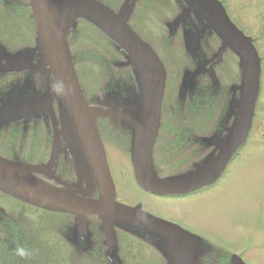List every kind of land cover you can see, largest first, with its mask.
Returning a JSON list of instances; mask_svg holds the SVG:
<instances>
[{
    "label": "water",
    "instance_id": "water-1",
    "mask_svg": "<svg viewBox=\"0 0 264 264\" xmlns=\"http://www.w3.org/2000/svg\"><path fill=\"white\" fill-rule=\"evenodd\" d=\"M137 0H124L117 11H113L98 0H27L34 23L35 45L9 53L0 44V74L27 71L38 75L41 85L51 82L54 89L47 96L37 97L33 88L26 90L25 84L15 86L6 94H0V116H36L55 101L60 112L67 118L65 130L73 143L80 144L86 154L80 156L85 165V176L89 190L99 189L100 199L82 198V188L58 186L56 179L47 173L46 164H30L13 161L0 156V191L30 205L55 211L69 212L79 220L85 215L96 216L105 227L119 225L141 228L157 240V248L167 264L194 263L201 249L198 239L184 230L149 215L140 207H129L116 201L115 187L106 173V159L102 144L94 133V122L98 117L119 119L132 129L130 156L137 184L153 193H186L208 185L219 175L233 148L245 140L251 126L254 105L259 92V61L246 37L229 20L218 0H175L178 14L166 23L170 35L182 27L184 46L191 56L198 57L200 42L205 35H215L220 47L215 55L216 63L230 50L239 58L240 83L231 86L233 98L229 115H233V126L225 142L227 158L207 162L185 175L159 178L154 170L152 152L159 126L160 107L163 99L166 71L148 43L143 41L128 25ZM78 20H85L104 34L125 59L122 65L129 66L138 86V93L113 99V104L122 111L99 108L89 109L74 71V62L68 45V35L76 28ZM192 21L193 31L188 27ZM198 62L194 69L183 72L180 94L196 87L197 78L208 73L215 82L213 65ZM23 88V89H22ZM94 104H106L91 100ZM78 128L79 132L74 133ZM72 132V133H71ZM57 136V135H56ZM70 142V141H68ZM231 151V152H230ZM52 157L49 164L53 162ZM50 180V181H49ZM109 234V235H108ZM110 253L116 255V239L112 232H105ZM199 242V243H198ZM199 245H198V244ZM232 264H243L236 256Z\"/></svg>",
    "mask_w": 264,
    "mask_h": 264
},
{
    "label": "flooded vegetation",
    "instance_id": "flooded-vegetation-1",
    "mask_svg": "<svg viewBox=\"0 0 264 264\" xmlns=\"http://www.w3.org/2000/svg\"><path fill=\"white\" fill-rule=\"evenodd\" d=\"M25 1L26 0H0V18L2 16V5L5 3L8 4V9L4 8V12L10 11L9 13L11 14V16L9 15L4 18L5 22L3 26H5L6 29H11L10 32L12 31L14 34V37H11L12 41L7 40L4 42L5 48L7 50L9 49L12 53L13 50L15 51V49H13L14 46L15 48L18 46L19 49L28 48L34 44L33 21L30 10L25 5ZM260 2L262 3L258 4L257 0H251L249 8H252V10L250 11L248 8L250 12L249 22H245L246 20L239 15L233 14L235 17L233 18L231 16V11L227 10L234 24L243 31L245 35L250 37L258 53L261 65V88H263L264 0ZM146 7H148V5ZM9 18L13 21L12 25L6 22ZM0 25H2L1 22ZM28 25L30 29H25L27 32L25 42L19 44L17 41L18 39H20V42L23 41V34L21 35L20 32L23 30V26L28 27ZM1 30L0 27V39L3 37ZM13 38L15 40H13ZM69 42H71V39H69ZM71 44L69 47L75 58L76 54ZM202 44L201 49L204 51V61L208 60L209 64L215 63L216 60L212 57L218 47L214 48V45L218 44L217 39L214 37L211 42L208 40L207 44ZM107 61L109 62V60ZM222 61L214 65L216 74ZM117 66L119 65L117 64ZM75 70L79 78L77 63H75ZM116 72L113 74L118 75L120 71L116 70ZM24 75L23 73L0 74V90H5L10 84L19 80L23 81L24 78L22 79V77H24ZM27 75H30V73H27ZM30 77L32 79L35 78L33 84L35 90L39 92L41 90V85L38 77L35 75H31ZM202 80L205 82V85L210 84L207 75H204ZM176 86L177 81L175 82V78L167 79L165 91L166 93L171 92V98L176 95ZM220 87L221 89L215 91L216 93L214 94L216 98L218 96L219 104H187L185 103L188 100V96L186 95L187 97L182 104H177L174 100V104L161 106L159 129L153 150V162L158 176L167 177L182 175L194 168L196 169L205 161L220 158L221 153L226 150L225 142L230 133L228 129L233 125V122L225 119L224 110L227 93L225 85L221 83ZM42 92L44 93V91ZM177 100L176 98V101ZM102 108L110 109L112 106L106 105V107L103 106ZM52 117L55 119L51 120ZM255 118L245 143L239 146V148H233V152L224 171L214 183L181 194L157 195L144 191L148 197L153 198L152 201L155 200L153 202L150 201L149 204L144 203L142 200L129 202L121 198L120 188L123 181H120L117 172L119 169L115 167L113 163L114 147H116V142L113 137V128L115 126L116 129H118L117 126L120 127L121 133L118 132V134L123 135L122 138L119 137L123 152L125 151V147L122 145L127 143L130 130L126 128L121 121L99 119L95 128L103 143L107 165L116 186V199L130 206L139 204L144 211L177 224L185 230L206 239L208 234L205 228L191 225L178 218H174L158 210L153 203L166 202L165 204H167L169 201L189 202L195 197H206L212 190L216 189L223 182L224 177L232 170V165L239 158L242 150L250 142L256 124ZM54 121L56 122L57 130H59L58 154L54 165L47 170V173L69 184L79 180L81 186V184H85L84 181H82L84 178H81L79 175L83 167L81 163L76 160H78L83 153L76 144L67 145L65 143V136L68 134L63 128L65 121L61 115H59L57 106H55L54 103L52 104L51 114L49 112L42 113L37 117L33 115L18 117L17 114L0 116V155L15 160H29L34 162L48 161L53 152ZM107 126H110L112 129H107ZM121 151V149H118V152ZM121 157L129 161V156L127 158L125 153H121ZM75 161L77 162V167ZM119 164L122 165V162L119 161ZM77 175L80 178H78ZM82 192L86 197L93 200H97L100 197V192L98 190L91 192L86 186L82 188ZM0 196H3L6 203L0 200V237L3 236L4 241L2 243L3 248H0V250L3 251L0 253V264H127L128 257L125 253L126 249L124 244L128 246L129 236H134L129 231V228L119 225L105 227L99 218L89 215L85 217V220L79 221L68 213L47 212L33 208L1 192ZM11 201H14V203L18 202L22 206H17V204H14V206ZM11 205L21 209L30 219V222L34 220V212H38L39 215H41L40 212H42L44 217L38 215V218H41L39 221L41 223L40 227L36 228L31 226L28 228L29 220L19 215L17 209L11 208ZM23 207L32 215L25 211ZM54 216H58V222L53 221L52 217ZM106 231L109 233L112 232V235L115 236L117 246L116 255L110 253L111 249L107 244ZM53 232L56 235H53ZM140 240L142 242H148L144 240V238ZM145 244L149 245V247L151 246L149 243ZM20 248H23L27 252V255L21 257L17 252ZM152 253L158 258L157 263L153 262L152 264H165V260L157 250L153 249ZM134 257L137 258L136 262H138V264H149L143 259V255H134ZM195 259V264H229L228 255L221 254L209 246L202 247Z\"/></svg>",
    "mask_w": 264,
    "mask_h": 264
},
{
    "label": "rangeland",
    "instance_id": "rangeland-1",
    "mask_svg": "<svg viewBox=\"0 0 264 264\" xmlns=\"http://www.w3.org/2000/svg\"><path fill=\"white\" fill-rule=\"evenodd\" d=\"M220 1L231 11V16L233 18H235L233 15L235 14L245 19V22L250 21L249 10L251 11L252 8H249V5L251 4V0ZM260 1L262 0H257L258 4L262 3ZM156 2L157 0H148V2L145 0L144 6L147 4L148 7L139 8L144 14H142L143 19H141V17L138 18L140 21L144 22L145 26V28H139V30L142 32L145 39L151 43L153 48L164 57V61L170 66L169 74L171 73L174 76L175 82L177 81L178 84L183 71L187 68L192 69L195 66V58H191L189 51L187 52L182 44L178 45L176 42H173L174 40L170 41L169 44L164 42L165 37L167 36L165 22L171 20L175 16L177 13L176 11L179 9V5L174 2V0H162L163 4H161V6L159 5L157 12H155L153 10V4ZM4 10L5 9L2 8V16L0 18L2 24L0 25L2 29L1 32L6 41H12L11 37H14L13 32H10L11 29H6L5 26H3L5 22L4 18L9 15L11 16V14L9 13L10 11L4 12ZM138 18L135 17V19ZM6 22H8L9 25H12L13 23L10 18L7 19ZM194 24L195 26L198 25L192 21L188 23V27L192 31ZM25 29H30L29 25L28 27L23 26V30L20 32L21 35L23 34V41L20 42V39H18L17 41L19 44L25 42L27 34ZM213 39L214 37L212 35H207L203 39L204 44H207L208 40L211 42ZM13 40L15 39L13 38ZM71 43L73 51L78 56L77 67L81 75V80L83 81L82 84L85 88L87 98L94 99L95 97H104L105 100H108V103H111L112 99H120L118 98L119 95L114 96L116 93L111 90V88L114 87V84L111 83L112 75H106L110 72L114 73L116 70L120 71L117 79H120L121 87L127 84L125 89L122 88L123 91L127 92V89L132 87V83L134 82L133 73L127 68L117 66L119 60L121 61L122 59L119 51L113 50L115 56H107L108 59H113V63L115 64L114 65L110 62L109 73L106 72L107 69L105 68V65L102 66L104 59L96 61L91 55L96 48H98L97 46H107L109 45V42L101 34L93 31L90 26L79 25L77 33L73 39H71ZM217 43L219 44L218 40ZM218 44H215L214 48H216ZM83 51L84 54H81ZM199 55H201V53H199ZM172 58L176 59L177 65L171 69V65L173 66ZM167 59L172 60L167 62ZM217 75L220 82L225 85L228 90L230 89L231 84L240 83L241 72L238 57L232 52H227L223 57L221 66L218 68ZM105 94H107L106 98ZM121 95L122 98L127 97V95ZM170 95L171 92H168L164 104H169L171 98ZM237 96L238 94H236V98ZM88 104H90V102H88ZM258 113L259 115L255 118L256 124L250 142L242 150L239 158L232 165V170L224 177L223 182L216 189L212 190V192L206 195V197H195L189 202L169 201L167 204H165L166 202L153 203L158 210L163 211L174 218H178L191 225L205 228L208 234L206 237L211 242L227 251L242 253V258L248 262V264H264V81L258 103ZM117 127L118 129H116V126L113 128V137L117 143H115L116 147H114L113 163L114 166L119 169L117 172L120 181H123L120 188L121 198L129 202L142 200L144 203L149 204L150 201L153 202L155 200L152 201L153 198L148 197L138 188L132 177L129 161H126L121 157V153L123 154L130 148L131 135L129 134V137L127 136V143L122 145L125 147V151L123 152L122 150L121 152H118V149H122L119 137L122 138L123 135L117 133L120 132V127ZM106 128L112 129L110 126H107ZM119 161L122 162V165L119 164ZM0 200L5 203L3 196H0ZM11 202H13V205L17 204V206H22L18 202ZM11 208L17 209L19 215L29 220L28 228L31 226L36 228L40 227L41 223L39 221L41 218H38V212H34V220L30 222V219L21 209L13 207L12 205ZM23 209L27 211L25 207H23ZM40 213L41 215L39 216L44 217L42 212ZM52 218L54 222H58V216ZM53 235L56 234L53 232ZM141 235L143 237L141 236L139 238L142 240L144 238V240H147L148 242H142L137 237L130 235L128 238V246L123 243L128 252L127 253L125 250L128 257L127 264H138V262H136L137 258L134 257V255H143V259L146 263H157L158 258L152 253L153 249L157 250L159 254L161 253L157 248L156 238L148 235L146 232ZM3 242L2 236L0 237V248H3ZM144 242L149 243L152 248ZM1 252L3 251L0 250V253Z\"/></svg>",
    "mask_w": 264,
    "mask_h": 264
},
{
    "label": "trees",
    "instance_id": "trees-1",
    "mask_svg": "<svg viewBox=\"0 0 264 264\" xmlns=\"http://www.w3.org/2000/svg\"><path fill=\"white\" fill-rule=\"evenodd\" d=\"M102 2H104L105 4L111 6V7H114L115 3L117 0H101ZM170 62V60H167V62Z\"/></svg>",
    "mask_w": 264,
    "mask_h": 264
},
{
    "label": "clouds",
    "instance_id": "clouds-1",
    "mask_svg": "<svg viewBox=\"0 0 264 264\" xmlns=\"http://www.w3.org/2000/svg\"><path fill=\"white\" fill-rule=\"evenodd\" d=\"M17 252L21 257L27 255V252L23 248L18 249Z\"/></svg>",
    "mask_w": 264,
    "mask_h": 264
}]
</instances>
